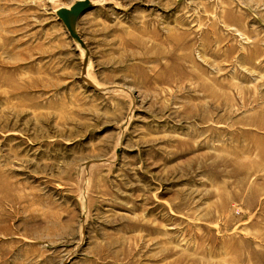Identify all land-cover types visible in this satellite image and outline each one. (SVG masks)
<instances>
[{"label": "rangeland", "instance_id": "374dc122", "mask_svg": "<svg viewBox=\"0 0 264 264\" xmlns=\"http://www.w3.org/2000/svg\"><path fill=\"white\" fill-rule=\"evenodd\" d=\"M0 264H264V0H0Z\"/></svg>", "mask_w": 264, "mask_h": 264}, {"label": "bare ground", "instance_id": "6f19581e", "mask_svg": "<svg viewBox=\"0 0 264 264\" xmlns=\"http://www.w3.org/2000/svg\"><path fill=\"white\" fill-rule=\"evenodd\" d=\"M82 3V2H81ZM58 5H60V4H58ZM62 7V6H61ZM58 8V7H57Z\"/></svg>", "mask_w": 264, "mask_h": 264}]
</instances>
